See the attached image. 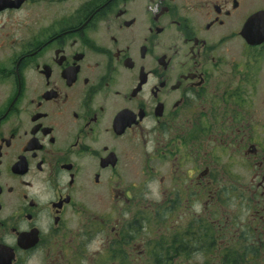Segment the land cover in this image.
I'll return each mask as SVG.
<instances>
[{"label":"flooded vegetation","instance_id":"af4514ba","mask_svg":"<svg viewBox=\"0 0 264 264\" xmlns=\"http://www.w3.org/2000/svg\"><path fill=\"white\" fill-rule=\"evenodd\" d=\"M263 30L264 0H0V264H264Z\"/></svg>","mask_w":264,"mask_h":264},{"label":"water","instance_id":"95a60500","mask_svg":"<svg viewBox=\"0 0 264 264\" xmlns=\"http://www.w3.org/2000/svg\"><path fill=\"white\" fill-rule=\"evenodd\" d=\"M254 33L256 34V37H258L259 39L261 38L260 40H263V38H264V30L263 31H256ZM249 34H252V32H249Z\"/></svg>","mask_w":264,"mask_h":264},{"label":"trees","instance_id":"16d2710c","mask_svg":"<svg viewBox=\"0 0 264 264\" xmlns=\"http://www.w3.org/2000/svg\"><path fill=\"white\" fill-rule=\"evenodd\" d=\"M161 256H162V251L156 250L155 253H154V257L161 258Z\"/></svg>","mask_w":264,"mask_h":264}]
</instances>
